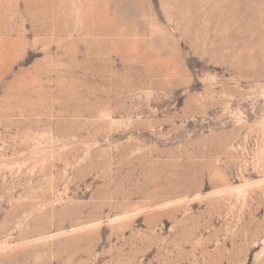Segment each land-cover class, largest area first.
Wrapping results in <instances>:
<instances>
[{
	"label": "rangeland",
	"instance_id": "374dc122",
	"mask_svg": "<svg viewBox=\"0 0 264 264\" xmlns=\"http://www.w3.org/2000/svg\"><path fill=\"white\" fill-rule=\"evenodd\" d=\"M0 264H264V0H0Z\"/></svg>",
	"mask_w": 264,
	"mask_h": 264
}]
</instances>
